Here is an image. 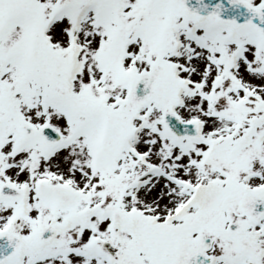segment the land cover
<instances>
[{
  "label": "snow or ice",
  "instance_id": "snow-or-ice-1",
  "mask_svg": "<svg viewBox=\"0 0 264 264\" xmlns=\"http://www.w3.org/2000/svg\"><path fill=\"white\" fill-rule=\"evenodd\" d=\"M0 264H264V0H0Z\"/></svg>",
  "mask_w": 264,
  "mask_h": 264
}]
</instances>
